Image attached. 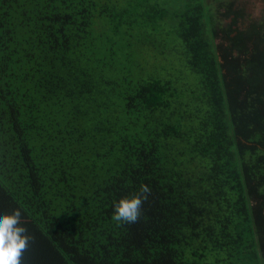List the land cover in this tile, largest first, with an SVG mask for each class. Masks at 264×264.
Returning <instances> with one entry per match:
<instances>
[{"label": "trees", "instance_id": "obj_1", "mask_svg": "<svg viewBox=\"0 0 264 264\" xmlns=\"http://www.w3.org/2000/svg\"><path fill=\"white\" fill-rule=\"evenodd\" d=\"M217 2L0 0L21 264H264V14ZM141 183L138 219L113 221Z\"/></svg>", "mask_w": 264, "mask_h": 264}, {"label": "clouds", "instance_id": "obj_2", "mask_svg": "<svg viewBox=\"0 0 264 264\" xmlns=\"http://www.w3.org/2000/svg\"><path fill=\"white\" fill-rule=\"evenodd\" d=\"M150 192L148 184L141 183L138 191L122 195L112 202L111 219L117 223L135 222L141 213L143 200ZM20 207L0 209V264H21L23 251L27 248L31 234L22 221Z\"/></svg>", "mask_w": 264, "mask_h": 264}, {"label": "rangeland", "instance_id": "obj_3", "mask_svg": "<svg viewBox=\"0 0 264 264\" xmlns=\"http://www.w3.org/2000/svg\"><path fill=\"white\" fill-rule=\"evenodd\" d=\"M207 2L213 6H217L218 4L217 0H207ZM240 2H242V4L240 3V6L245 8L246 17L242 19V26H245L247 21L250 22V20H253L254 18L258 19L264 14V3L262 0H240ZM229 21L230 19L223 21V23H228Z\"/></svg>", "mask_w": 264, "mask_h": 264}]
</instances>
